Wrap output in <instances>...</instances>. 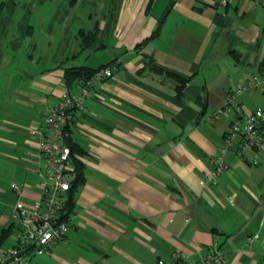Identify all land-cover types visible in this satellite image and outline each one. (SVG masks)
<instances>
[{
	"label": "crops",
	"instance_id": "crops-1",
	"mask_svg": "<svg viewBox=\"0 0 264 264\" xmlns=\"http://www.w3.org/2000/svg\"><path fill=\"white\" fill-rule=\"evenodd\" d=\"M25 2L34 19L0 18V248L12 242L17 200L39 194L45 113L80 88L65 70L116 61L69 124L80 178L68 234L26 264H165L210 246L223 264H264V145L224 139L234 118L242 124L264 107V0ZM35 24L43 30L21 63ZM254 75L234 99L242 113L229 105L216 114ZM224 145L229 167L213 181L212 156Z\"/></svg>",
	"mask_w": 264,
	"mask_h": 264
},
{
	"label": "built area",
	"instance_id": "built-area-1",
	"mask_svg": "<svg viewBox=\"0 0 264 264\" xmlns=\"http://www.w3.org/2000/svg\"><path fill=\"white\" fill-rule=\"evenodd\" d=\"M220 2L228 4L229 0ZM116 69V61L100 65L81 83L77 92H65L58 102L46 111L42 129L39 130L41 137L38 142L44 163L38 182L40 191L32 200L23 198L17 200L13 214L20 219L21 224L11 232L12 242L0 248V264H26L30 256L45 252L51 244L67 236L70 217H65L64 214L69 190L77 178L73 151L69 143L71 137L69 124L75 119L76 109H86L85 101L96 84L113 76ZM257 81L258 77L254 75L237 82L226 95L223 106L216 110V114L229 105H233L238 113H242V106L235 102V96ZM33 130L37 128L34 127ZM237 134L241 136V149L260 148L264 145L263 106L245 113L242 124L234 118L224 134L226 143H231ZM225 152L226 145L220 147L212 156L213 181H217L216 177L229 167L224 158ZM257 161L258 158L254 157L253 162ZM11 185L18 194H23V189L18 183L12 182ZM252 238L253 236L250 237ZM224 260V252L210 246L209 251L197 260H190L175 253L172 260L165 264H223Z\"/></svg>",
	"mask_w": 264,
	"mask_h": 264
},
{
	"label": "rangeland",
	"instance_id": "rangeland-1",
	"mask_svg": "<svg viewBox=\"0 0 264 264\" xmlns=\"http://www.w3.org/2000/svg\"><path fill=\"white\" fill-rule=\"evenodd\" d=\"M25 0H21V1H18L17 2V4L15 5V6H13V7H8L7 6V4L6 5H3L1 2H0V18L1 17H7V18H10V19H13V20H15V21H18V20H20L24 15H26V16H29V18H32L33 17V19H34V17H35V15H36V12H34V14H32L28 9H30L31 10V8L30 7H28L27 5H25ZM28 11V12H27ZM34 24V23H33ZM41 24H35V27H36V29L34 30V32H32V33H30V34H28L27 36H26V39H25V41L23 42V44L21 45V47H20V49H19V54H20V62L22 63L23 61H24V63H26V62H29L28 61V57H27V55L29 54V53H33V50H32V45L30 44L31 43V39H32V35L34 34V35H37V33L39 32V30L37 29V28H41L42 26H40ZM12 27H14V26H12ZM41 30H43L42 28H41ZM46 45V44H45ZM45 48V49H44ZM43 48V51H45V54L44 55H46L47 56V50H48V48H46V46ZM42 50V49H41ZM35 54H36V52H35ZM47 59H48V56H47ZM27 60V61H26ZM37 63H35L34 65H36ZM7 183H9V180H8V182ZM16 220V219H15ZM21 221H20V219L19 218H17V220H16V227L17 226H19L21 223H20ZM15 227V228H16ZM11 240V238L9 237H7V238H5V240L4 241H10Z\"/></svg>",
	"mask_w": 264,
	"mask_h": 264
},
{
	"label": "trees",
	"instance_id": "trees-1",
	"mask_svg": "<svg viewBox=\"0 0 264 264\" xmlns=\"http://www.w3.org/2000/svg\"><path fill=\"white\" fill-rule=\"evenodd\" d=\"M157 31V30H156ZM97 67H89V66H71V67H68L66 70H65V80L67 83H72L74 80H81V83L84 82L91 74L92 72L96 69ZM159 70H162L161 68H158ZM182 84H184L186 81H187V77H184V76H180L179 77ZM69 143L71 145V148H72V151H74V149L76 148V145L73 144V142L71 140H69ZM76 170H77V178L75 180V182L72 184L70 190H69V193H68V200H67V205H66V211H65V214L64 216L65 217H70V212L72 210V207H73V197H72V190L76 184V182L79 180L80 178V172H79V169L76 167ZM11 226H9L7 228V230H4L3 231V236H6L8 231L10 230ZM1 244V243H0Z\"/></svg>",
	"mask_w": 264,
	"mask_h": 264
}]
</instances>
